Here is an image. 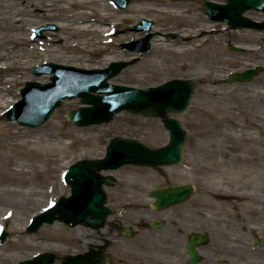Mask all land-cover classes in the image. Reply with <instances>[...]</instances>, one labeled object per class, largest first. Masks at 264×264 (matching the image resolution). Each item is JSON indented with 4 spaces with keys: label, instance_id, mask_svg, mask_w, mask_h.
<instances>
[{
    "label": "rangeland",
    "instance_id": "obj_1",
    "mask_svg": "<svg viewBox=\"0 0 264 264\" xmlns=\"http://www.w3.org/2000/svg\"><path fill=\"white\" fill-rule=\"evenodd\" d=\"M217 2H226V0H214ZM203 0H190V12L187 15L191 16L190 26H188L189 33L192 35L182 36L179 34L181 28L175 27L172 19L163 16L155 6L153 0H134L126 8H118L121 14L125 17L132 16V18H125L124 22L118 27L114 33L105 37L106 43L100 47H106L102 51L92 52L87 51L80 53L81 50L76 47L68 48L67 44L74 43L75 41L82 42L89 38L98 41L99 34L86 35L85 38H71L70 35L61 32L62 23L58 11L54 12H38V21L36 27L42 25L53 24L56 28L43 31L42 37H37V42L34 43V50L41 53L39 58L34 59L28 70L27 76L23 79L22 84L16 87L15 93L19 97L16 102L21 98V89L24 87L26 81H40L46 83L50 79H46L42 74L37 76L33 73L34 66L46 62L45 56L51 57V61L73 65L81 68H102L109 65V62L117 60H131L138 57L135 62L125 68L120 74L113 77L111 82L129 85L135 87H148L159 85L173 78H194L197 80V91L191 99L190 107L183 113L174 115L182 121L188 131V143L185 149V158L182 164L163 166L158 170L140 167L134 165H124L116 171L118 177H131L134 176L139 180L140 186L143 184L151 185V187L164 186L166 183L170 184H184L190 183L196 187L193 197L183 205L185 208V220L187 228L203 229L202 232H209L210 241L201 247L202 261L198 264H264V221L254 218L249 213H246L247 221L251 225H258L256 229L260 230H246L241 226L239 227L235 220L228 217L215 218L210 216V212L201 214L195 213L197 200L201 199V195L205 194L207 199L220 202L226 205H231L236 202L235 195L228 192L220 193L218 195L212 194L209 190V185L204 178L202 169L191 165L192 161L209 160L215 153L214 149H218V145L214 144L215 138L208 140L203 138L200 132V126L197 123V113L195 112V104L198 101L213 100L221 102L223 105L231 106L234 104L233 96L225 94L231 89L236 92V88H240L239 94L249 95L246 93L245 88H256L264 80V64L261 65L259 61V53L255 52L256 48L261 47V54L264 53V30H257L252 28L232 29L225 22L212 21L209 19L202 6ZM187 5L186 2H184ZM132 8L133 12H128ZM90 10V9H89ZM87 10V11H89ZM248 17L262 21L264 20V11L248 10L245 12ZM146 17L155 21L153 32L156 36L152 38L153 45L150 51L144 54H136L130 50L123 49L121 45L124 42L140 39L145 36V31L136 30L134 25L140 20L139 18ZM59 23V24H58ZM207 28V31L200 32V28ZM34 28L28 31L30 37H34ZM98 35V36H97ZM212 36L214 41L210 42L213 53L210 59L201 57L199 52L191 51L187 54L180 55L173 51H166L165 49H178L179 47L190 46L198 47V42L195 46L188 43L191 40L199 41L203 36ZM159 40H163L166 44L165 49H156ZM87 45H90L88 43ZM231 45H239L247 52L235 51L230 48ZM222 47L227 53V56L238 59L243 65L238 67H231L227 71L221 73L218 77H214L212 73L216 68H222L223 64L218 63L214 57L218 55L219 48ZM29 48V47H27ZM90 49H93L89 46ZM30 49V48H29ZM89 49V50H90ZM262 67V72L248 82L235 81L233 83L225 82L229 73L234 71H242L247 68ZM5 71H2V74ZM205 74V77L202 75ZM42 78V80L40 79ZM205 90H213L207 96ZM237 93V92H236ZM12 99V97H11ZM15 102V103H16ZM15 103L11 104L14 105ZM80 98L64 99V104L57 108L52 117L38 127H29L20 124L16 120H7L4 112L8 109L2 107L0 109V122H16V129H22V132L30 131L29 137L32 139H43L49 141L51 136L57 137L61 141L68 143L74 137H82L85 142L79 143L71 148L63 149L58 156L60 161L48 164V162L36 160L41 166H50L49 173H42L41 175H33L32 179L25 185L17 183V188L30 193L33 190L45 189L53 187L48 195H8L3 194L0 196V215L6 210L12 211L14 216L9 219L6 225V230L9 236L4 242H0V264L9 263L15 264L20 260L30 258L36 251H46V247L52 248L60 256L69 253L84 252L86 235L85 231H77V228L71 227L61 221H55L52 224H44L38 232L29 233L26 229L33 216L39 213L44 207H47L54 200H57L62 195L71 194V186L64 181L65 170L73 163L80 159L87 158H101L106 153L107 143L114 136H124L129 138H137L143 140L152 146H161L166 144L169 140V131L164 126L160 117H148L141 114H133V112L125 110L119 112L115 117L101 125L91 126H76L68 116L69 110L82 106ZM9 107V108H10ZM59 110L62 112V120L52 123L54 116ZM230 127L227 126V131ZM71 134L73 138L67 137L66 134ZM1 138V137H0ZM245 145V143H243ZM249 147V144L246 146ZM52 156V155H51ZM3 158V157H2ZM6 159V157H4ZM17 163L31 162V157L28 155H18ZM5 160H2L4 162ZM0 162L2 170L5 169L4 164ZM236 165H241L243 168L249 170L255 169V166L246 162H235ZM16 168V166H13ZM21 175H19L18 179ZM30 177V174L24 175ZM63 177V179L61 178ZM15 181V179H13ZM12 186V185H10ZM5 185H0V191L3 190ZM13 187V186H12ZM236 211L238 209H232ZM254 221V222H253ZM256 222V223H255ZM13 225L23 228L24 243L21 245L14 244L15 233ZM241 236V242H233ZM259 243L256 245V239ZM234 243L236 246H232ZM249 245V249L245 248ZM181 253L182 262L185 263L184 253ZM187 257V256H186Z\"/></svg>",
    "mask_w": 264,
    "mask_h": 264
},
{
    "label": "bare ground",
    "instance_id": "obj_2",
    "mask_svg": "<svg viewBox=\"0 0 264 264\" xmlns=\"http://www.w3.org/2000/svg\"><path fill=\"white\" fill-rule=\"evenodd\" d=\"M157 10L165 17L174 21L175 27L181 28L179 34L182 36L192 35L189 33L191 16L190 0H153ZM187 3V5L184 4ZM90 9V10H89ZM111 0H0V109L16 102L19 95L15 93L16 87L22 84L23 79L27 76L31 63L34 59L39 58L41 53L34 50V43L37 39L30 37L28 31L37 26L38 12L48 13L58 11L62 23L61 32L70 35L71 38H85L86 35L99 34L98 41L89 38L81 43L75 41L67 44L68 48L76 47L81 50L80 53L87 51L97 52L107 49L100 47L101 44L110 42L105 37L118 30V27L124 22L125 18L132 16H123ZM89 10V11H87ZM128 12H133L129 8ZM200 32L207 31V28H200ZM98 36V35H97ZM214 41L212 36L206 35L199 41L191 40L183 44H192L198 42V47L184 46L178 49H165L163 40H159L156 49H165L177 54H187L191 51H197L201 57L210 59L213 50L209 45ZM90 43V45H87ZM91 46L93 49H90ZM29 47V48H27ZM90 49V50H89ZM261 47L256 48L255 52L259 53L258 63L264 64V53L261 54ZM218 63L223 64L222 68H216L212 73L218 77L221 73L229 68L243 65L241 61L227 56L224 48L220 47L218 55L214 57ZM45 61H51L48 54ZM2 71L5 73L2 74ZM50 79L51 75H45L42 78ZM205 77V74L202 75ZM42 78H40L42 80ZM240 88L230 90L225 94L233 96L234 104L225 106L219 101L203 100L195 104L197 113V123L200 126V132L203 138H215L214 144L218 149H214V154L209 160L192 161L191 165L202 169L204 178L209 185L212 194L228 192L235 195L236 202L226 205L207 199L206 195H201L197 200L195 213L198 214L205 210L210 212L211 217L220 218L228 217L235 220L238 226L246 230H260L258 225H251L247 221L246 213L254 218L264 221V80L259 86L254 88H245L249 95L239 94ZM209 96L213 90H205ZM12 97V99H11ZM63 110H59L54 116L52 123L62 120ZM1 116V113H0ZM16 122H0V162L4 164L5 169L0 167V185L5 187L0 191V196L8 195H48L52 188L33 190L30 193L24 192L17 188V183L27 184L33 175L49 173L51 167L41 166L36 160L56 163L61 160L58 156L63 149L71 148L85 140L82 137H74L66 134L67 137L73 138L72 141L65 143L55 136H51L49 141L43 139H32L29 137L30 131L22 132V129H16ZM227 126L230 128L227 129ZM245 143V145H243ZM247 144L249 147L247 148ZM18 155H28L31 162L17 163ZM52 155V156H51ZM3 157V158H2ZM6 157V159H4ZM235 162H246L255 166V169L249 170ZM16 166V168H13ZM30 174L26 178L24 175ZM20 176L19 180L18 177ZM63 179V177H61ZM15 179V181L13 180ZM12 185V186H10ZM232 209H238L231 211ZM14 216L12 211L6 210L0 215V229L6 228L7 222ZM254 222V221H253ZM256 223V222H255ZM15 238L13 243L21 245L24 243V230L20 226L13 225ZM77 231H86L85 226H76ZM193 228V227H192ZM192 228L187 229L189 234ZM264 230V226L261 227ZM195 231H203L201 228H195ZM233 242L240 243L241 236H238ZM242 243V242H241ZM86 246H89L85 243ZM232 246L236 244L232 243ZM50 248V247H46ZM245 248L249 249V245ZM201 252V248H199ZM171 264H178L173 256Z\"/></svg>",
    "mask_w": 264,
    "mask_h": 264
},
{
    "label": "water",
    "instance_id": "obj_3",
    "mask_svg": "<svg viewBox=\"0 0 264 264\" xmlns=\"http://www.w3.org/2000/svg\"><path fill=\"white\" fill-rule=\"evenodd\" d=\"M120 8L127 7L133 0H113ZM205 12L210 19L225 21L232 28H255L264 30V20L256 21L244 15L249 9L264 11V0H227L220 3L204 0ZM135 29L148 30L144 38L122 44L123 48L136 53L148 52L152 47L151 38L154 21L140 18ZM54 28L53 25L41 26L36 29V36H42L43 30ZM233 50L245 52L246 49L231 45ZM113 61L106 68L84 69L72 65L48 62L33 68V73L41 75L52 73L51 82L42 84L39 81H28L22 90V99L9 111V120L17 119L21 124L31 127L39 126L50 119L56 108L62 106L64 98L81 97L82 104H88L69 111V117L75 125L85 126L102 124L113 119L122 110H130L134 114L146 116H161L165 127L170 131L169 142L160 147H153L139 139L116 136L110 140L105 157L96 159H81L72 164L65 173V180L72 187L70 196H61L59 201L33 218L28 227L29 232H37L44 223L63 221L71 226L79 224L100 227L104 224L111 208L106 206L104 182H113L114 176L103 175V170L117 169L124 164L147 165L158 168L162 165L181 164L184 159V149L187 145L188 133L178 118L169 114L185 111L190 105V99L196 91V80L193 78H175L157 86L137 88L114 84L109 81L124 68L135 62ZM262 68H250L242 72L231 73L227 82L249 81L261 72ZM194 186L185 184L169 186L151 191L157 197L156 208L182 203L193 194ZM8 235L4 231L0 241ZM209 241L208 233H193L190 236L188 251L191 253L189 264L201 260L196 246ZM54 256L42 253L34 259L21 261L19 264H51ZM64 264H87L83 255H70ZM6 264V263H4ZM17 264V263H16Z\"/></svg>",
    "mask_w": 264,
    "mask_h": 264
},
{
    "label": "flooded vegetation",
    "instance_id": "obj_4",
    "mask_svg": "<svg viewBox=\"0 0 264 264\" xmlns=\"http://www.w3.org/2000/svg\"><path fill=\"white\" fill-rule=\"evenodd\" d=\"M151 188L141 187L134 176L118 177L115 184L106 186L112 214L101 228L85 226L89 246L84 252L91 263L171 264L174 256L178 264H187L185 203L156 210L148 193ZM59 258L53 264H61Z\"/></svg>",
    "mask_w": 264,
    "mask_h": 264
}]
</instances>
